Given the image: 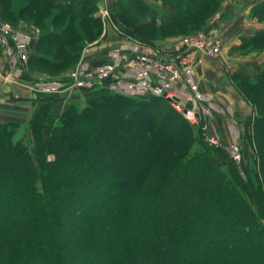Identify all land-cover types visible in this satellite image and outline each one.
I'll return each instance as SVG.
<instances>
[{"label":"trees","instance_id":"obj_1","mask_svg":"<svg viewBox=\"0 0 264 264\" xmlns=\"http://www.w3.org/2000/svg\"><path fill=\"white\" fill-rule=\"evenodd\" d=\"M160 1L158 8L147 0H113L110 18L131 38L153 42L159 36L155 30L195 29L213 4ZM98 3L0 0V16L18 20L28 13L41 26L28 63L53 67L54 52H41V46L75 58L70 44L80 48L102 33ZM252 10L264 14V0ZM55 17H65L61 27H55ZM242 39L241 46H264V29ZM234 77L256 110L254 143L264 174V65L251 76ZM108 87L88 93L95 109L71 104L58 127L43 103L32 119L36 147L31 150L13 139L18 122H0V264H65L74 254L85 264H264V219L249 184L236 172L226 182L215 169L208 174L206 166L214 167L209 148L195 150L192 123L165 96H129ZM73 134L92 140L79 147L58 145ZM200 163L207 173L203 182L188 186V197L172 193L176 207L157 221L161 213L153 202L174 178L179 183L198 178ZM209 177L216 188H209ZM242 187L244 197L231 205L225 192L238 195L235 190Z\"/></svg>","mask_w":264,"mask_h":264},{"label":"rangeland","instance_id":"obj_2","mask_svg":"<svg viewBox=\"0 0 264 264\" xmlns=\"http://www.w3.org/2000/svg\"><path fill=\"white\" fill-rule=\"evenodd\" d=\"M147 1L154 7L159 8L161 6L160 0ZM238 1L248 3L250 5V17L264 23V14L252 10V7L258 0H213L212 6L206 9L207 11L202 17V23L200 22L198 27L184 30V25L181 27L182 30L179 33L168 32L166 29L155 30L153 34H159V36L153 37V42L131 38L117 24L112 22L110 18V6L98 8L97 14L101 17L103 24L102 33L93 42H83L80 48L76 47L75 43L73 45L70 44V48L74 47L73 50L71 49V52H77L75 58L58 55L59 51L55 46H41V52H54L53 62L55 64L53 67L38 65L34 61L28 63L29 56L37 50L36 41L41 31L40 25L29 20L30 15L28 13L23 15V19L18 20L0 16V22L6 27L7 34L10 36L0 34V54L6 57L7 66L13 71L15 79H18V83L26 87L31 95L29 98L31 106L28 114L18 113L16 114L17 119L12 120L18 122L13 135L14 141L22 140L30 150L36 147L34 133L30 127L33 122L34 113L38 108L43 106V103L50 105L52 111L50 114L51 120L57 127L64 122L65 117H68L66 109L71 104L75 108H83L86 104L94 106L92 99L87 96L88 93L102 88L101 80L113 69H116L119 81L112 83L108 87L111 91L122 94L124 93L121 91H124L129 96L141 97L148 95L153 86L160 84L167 90L168 95L174 94L180 96L184 103L188 98L185 84L167 67L174 56V46L182 36L198 33L209 34L218 29L220 41L222 42L218 56H205L199 66H196L185 74V82L198 84L199 92L202 95V100L199 102L202 118L192 122L189 120L196 134L197 144L195 150H198L202 145H206L209 148L214 167L206 166L208 174L209 171L213 172L215 169V171L221 173L220 181L226 182L236 172L240 176V179L249 184L247 187L257 195L259 213L263 214L261 218L264 219V174L260 173L259 152L257 145L254 143L253 117L256 110L240 91L236 84V77H234L236 72H242L251 76L259 71L260 67L264 65V46L251 47L246 43L241 46L244 42L241 38V47L238 45L231 47L230 50L232 52L223 56L226 46L225 34L229 33L231 35L230 32L239 28V24L236 22V24L226 28L225 34L219 28L225 15L228 13L229 7ZM104 10H107L106 15L103 14ZM64 18L55 17V27H61ZM72 19H74V16ZM159 40L161 41L158 42ZM14 41H16V44H13ZM137 48L144 50V52L155 51L156 53L154 54L156 56H153L157 57L162 64H156L157 66L151 67L139 65H131L129 67L119 66L118 53L128 52ZM15 50L25 57L26 68L20 67ZM206 58L213 60L208 62V65L215 72L213 76L210 75L202 78L203 72L200 70L205 65ZM247 58L251 59V61L247 62L248 66L243 64V59ZM259 61H261V64H259ZM236 66L237 68H235ZM239 66L240 68H238ZM241 66L245 68H241ZM68 74L82 75L85 79H90V81L57 80ZM31 76L36 79L32 80ZM225 85L230 89L228 90ZM221 89L225 92L231 90V95L227 94L225 96L226 101L220 96H214ZM182 105H180V108ZM6 121L9 120H0V122ZM75 121L79 123L78 119H75ZM206 139L210 140V142H207ZM91 140L90 135H86L83 138L80 136L76 137L73 134L72 140L62 141L58 145L62 146V143H64L65 146L79 147L84 143L89 145ZM47 157L51 159L53 155L48 153ZM36 165H38V162H36ZM198 167H200L197 171L198 178L193 179V181L179 183L177 178H174L170 185V190L165 193L162 199L153 202L154 210L158 209L157 211L160 213L171 212L176 207L172 197V193L174 192H179L177 194V196L180 195L179 199L188 197V186L195 182H203V179L207 176L203 164L200 163ZM216 167L220 170H217ZM248 171H252L253 173L249 175ZM208 181L210 189L216 188V182L212 181L210 177ZM233 186H235V183ZM244 190V187L240 191H237L236 188L235 191L238 195H235V192H225L231 205L236 203L235 197H244ZM195 200L198 201V199ZM162 213L157 216V221L159 220V222L164 218ZM65 215L68 220H72L70 218L72 214L68 213ZM52 252L53 250H49V253ZM66 257L70 260H67L65 264H69V261H73L74 263L72 264H85L86 261L85 258H81L76 254ZM61 264H64V262Z\"/></svg>","mask_w":264,"mask_h":264},{"label":"built area","instance_id":"obj_3","mask_svg":"<svg viewBox=\"0 0 264 264\" xmlns=\"http://www.w3.org/2000/svg\"><path fill=\"white\" fill-rule=\"evenodd\" d=\"M103 14L106 15L107 10H104ZM7 32L8 31L6 27H4V25L0 22V34L9 36ZM13 44H16V41H14ZM221 47L222 42L220 41L218 29L214 30L209 34L198 33L182 36L174 46V56L170 60L167 67L172 70L174 74L184 82L185 91L188 95V98L183 103L182 98L180 96L174 94L168 95L167 90L164 89L163 86L160 84L153 86L149 91V94L163 95L166 97L173 98L172 102L170 103L181 115H183L186 119L190 120L191 122L200 120L202 117L200 115L201 107L199 106V102L202 100V95L199 92L198 84L185 82V74L191 71L196 66H199L205 56H218ZM15 54L17 56V60L20 64V67L26 68L25 57L19 54L16 50ZM118 54L119 66L122 67L150 64L153 66H157L156 64H162L160 63L159 59H157V57L152 56L150 55V53L144 52V50L139 48L130 50L128 52H120ZM115 70L116 69H113L112 71H110L109 74L103 77V79L101 80L102 86H110L112 85V83L119 81ZM62 78L65 79H61L59 81H90V79H85L84 76L77 74H68ZM188 102L192 104V107L189 109L186 108V104ZM180 105H182L181 108ZM196 112H198L199 118H196ZM206 140L207 142H210V140Z\"/></svg>","mask_w":264,"mask_h":264},{"label":"crops","instance_id":"obj_4","mask_svg":"<svg viewBox=\"0 0 264 264\" xmlns=\"http://www.w3.org/2000/svg\"><path fill=\"white\" fill-rule=\"evenodd\" d=\"M113 0H100L98 3L99 8L110 6ZM250 5L247 3L238 1L234 2L228 9V13L225 15V18L222 20V23L219 25V28L224 31V34L226 33V28H229V26H232L236 24V22L239 24L237 29H234L229 35V33L225 34V48H224V54H229L232 51L230 50L231 47L239 46L240 45V39L244 36H248L255 32L256 30H260L264 28V23L256 21L255 18L250 17ZM159 40L158 42H160ZM158 44V43H156ZM148 52V51H147ZM150 55H155V51H149ZM148 52V53H149ZM223 53V52H222ZM210 58L205 59V65H203L202 69L200 70L203 72L202 78L214 75L213 73L215 70L212 69L208 65V62H211ZM251 61V59H243V64L248 66V63ZM242 62V61H241ZM245 62V63H244ZM8 62L6 60V57L2 56L0 54V120H13L17 119L16 114H28L29 108L31 106V103L29 101V98L31 97L28 89L24 87L22 84L18 83V79H15L14 73L11 70L10 67L7 66ZM259 64H261V61H259ZM242 65V64H241ZM139 66H153V65H139ZM237 68V66L235 67ZM240 68V66L238 67ZM241 68H245L244 66H241ZM199 71V73H200ZM31 79L34 80L36 78H33L31 76ZM205 80V79H204ZM228 80V79H227ZM227 85V84H226ZM225 85V86H226ZM227 87V86H226ZM229 90L230 88L227 87ZM126 95H129L128 93L121 91ZM227 94L231 95V90L229 92H225L222 89L217 91L214 96H220L221 98H224L227 96ZM226 101V100H225Z\"/></svg>","mask_w":264,"mask_h":264},{"label":"water","instance_id":"obj_5","mask_svg":"<svg viewBox=\"0 0 264 264\" xmlns=\"http://www.w3.org/2000/svg\"><path fill=\"white\" fill-rule=\"evenodd\" d=\"M61 79H65V78H59V79H57V80H61ZM107 84V83H106ZM167 98V101L168 102H172V100H173V98H171V97H166ZM192 107V104L190 103V102H188L187 104H186V108L187 109H189V108H191ZM195 116H196V118H199V114H198V112H196L195 113Z\"/></svg>","mask_w":264,"mask_h":264}]
</instances>
